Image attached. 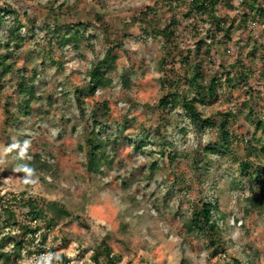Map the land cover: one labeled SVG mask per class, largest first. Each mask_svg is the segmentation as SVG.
<instances>
[{
	"label": "rangeland",
	"instance_id": "374dc122",
	"mask_svg": "<svg viewBox=\"0 0 264 264\" xmlns=\"http://www.w3.org/2000/svg\"><path fill=\"white\" fill-rule=\"evenodd\" d=\"M154 2L0 0V6L12 11L0 31V56L8 55L13 64L12 72L0 82V206L9 200L18 223L25 222L27 208L12 200L13 194L25 193L63 203L72 213L51 228L44 226L45 238L41 232L35 240L26 237L15 264H44L52 252L64 254L65 264H93L94 247L106 234L111 235L114 251L121 254L116 264H181L182 259L186 264H227L235 257L248 264H264V185L239 170L246 139L257 142L241 106L247 88L225 86L213 102L198 105L205 115L229 108L239 113L230 123L239 140L232 141L222 154L204 151L218 141L217 127H196L180 108L166 112L170 119L164 120L158 107L165 93L159 77L170 65L159 70L160 59H177L181 50L189 48L196 51L201 37L183 21L177 32L178 47L165 46L156 32L170 12L160 9L151 14L145 25L148 31L137 21L140 11ZM240 2L232 0L234 7L220 5L221 15L231 20L242 13ZM14 17L24 25L21 31L26 36L17 50L6 47ZM79 22L84 23L80 43L60 46L54 31L64 34L69 25ZM255 40L264 45V23L250 20L246 27L237 28L216 59L233 63L240 50L246 53ZM110 46L118 54L117 68L111 73L114 84L90 95L89 69ZM35 73L37 96L27 114L18 80ZM204 73H213L211 67H205ZM123 74L130 78L129 88L122 81ZM250 83L262 90L258 109L264 112V76L258 71ZM105 102L108 110L101 109ZM94 119L106 124L101 138L110 160L92 170L86 139ZM181 128L186 132H180ZM142 137H148L147 146L136 148ZM160 149L165 150L162 156ZM36 153L50 163L49 172L22 174L14 162L18 154L27 160ZM170 153L177 158L172 160ZM155 161L158 168L152 169ZM201 198L215 199L223 217L216 253L206 233L187 232L191 207ZM123 223L127 230L121 233ZM15 235L24 239L22 232L15 231Z\"/></svg>",
	"mask_w": 264,
	"mask_h": 264
},
{
	"label": "trees",
	"instance_id": "16d2710c",
	"mask_svg": "<svg viewBox=\"0 0 264 264\" xmlns=\"http://www.w3.org/2000/svg\"><path fill=\"white\" fill-rule=\"evenodd\" d=\"M240 1L244 6L242 13L229 20L221 15L219 6L228 4L230 7H234L231 3L232 0H155L154 5L146 6L140 11L137 21L143 25L144 30H147L150 27H145V25L149 22L151 14H156L160 9H164L172 15L160 26L156 35L161 38L165 46L178 47L179 37L177 32L183 21L187 22L186 24L188 28H191V32L201 37L197 41L196 51L189 48L181 50L177 59L168 61L166 56L160 59L159 70L167 64L170 67L163 76L159 77L161 88L165 90V93L159 99L158 107L164 113V120L170 119L166 112L170 113L172 110L180 108L182 113L196 127L200 129L217 127L218 141L204 149L206 155L222 154L229 149L232 141L239 140L230 126L231 122L238 119L239 113L236 109L229 108L224 112L205 115L198 105H207V103L213 102L225 86L229 90L246 86V97L241 106L245 118L254 127L253 140L257 142L246 139V155L244 159L239 161V170L243 175H249L256 184L264 185V164L260 163L264 159V112L261 111V113L258 109L259 101L262 98V90L255 88L250 83L256 72L259 71L261 76H264V45L258 44L255 40L252 44L250 43L251 47L246 53L240 50L233 63H228L227 58L223 57L219 60L216 59V55L218 56L221 51H225V46L228 47L233 40V34L237 31V28L240 30L242 27H246L250 20L253 23L257 21L264 23V0ZM182 10L185 12L181 13ZM11 13L9 7L0 6V31L7 23V16ZM13 20L8 29L9 38L6 47L17 50L24 44L26 36L21 31L24 25L16 17ZM200 23H208L209 26L203 28ZM83 31L84 23L79 22L69 25L64 34L57 29L53 35L62 47L77 46L84 37ZM203 33H205V37H202ZM207 38L211 41L209 42ZM175 47L173 48L175 49ZM221 47L224 49L222 50ZM114 48V46H110L104 57L89 69L88 94L92 95L101 88L113 86L114 80L111 73L116 70L118 59V54ZM247 57L251 58L250 63L245 62ZM216 64H218V69L214 70ZM205 67H211L213 73L207 76L204 73ZM12 68L13 64L9 62V56H0V82L8 73L12 72ZM36 76L37 73L31 77L21 75L18 80V89L26 96L24 108L27 114L30 112L31 103L37 96L35 92ZM122 81L126 87H130L131 81L127 74L122 75ZM108 108L107 102L102 104V110H108ZM92 124L93 126L86 139V145L90 168L93 170L104 162L109 163L110 157L106 150V141L101 138L102 132L106 130V124L98 119H94ZM180 132L185 133L186 128H181ZM148 142V137L139 138L136 141V148H144ZM163 144H169V142L164 141ZM158 153L162 156L165 154V150L160 149ZM170 155H172V160L177 158L176 153H170ZM18 156L14 162L19 164L20 171L24 175H33L37 170L48 173L51 169L50 163L43 159L39 153L33 154L32 159L27 160L22 154H18ZM255 158L259 160L258 163L253 160ZM157 165V161L153 162L152 169H157ZM41 179L47 182L44 175H41ZM12 200L27 208L26 221L18 223L16 211L9 200L6 204L0 206V264L17 263L21 250L25 245L26 237L35 240L44 226L51 228L59 220L72 216L71 211L65 204L55 200L46 201L44 198L27 196L25 193L21 195L13 194ZM0 201H2L1 198ZM221 219L223 217L219 216V206L215 199H198L191 207L186 224L187 232L194 234L206 233L210 237V244L214 246L213 253H216L221 245ZM47 220L49 223H47ZM16 226L18 227L15 230ZM6 229L8 232H5ZM121 230L123 231L121 233L127 230L126 224L123 223ZM15 231L22 232L24 239L18 240ZM40 236L46 237V235H42V232ZM110 240L111 235L106 234L94 247L93 264H116L118 262L121 254L114 251ZM41 244L40 246H43L42 239ZM40 251L47 252L46 249H40ZM53 253L43 261L44 264L48 262L65 264L67 262L64 254ZM181 264H186V260L182 259ZM227 264L248 263H244L235 257L231 259V263Z\"/></svg>",
	"mask_w": 264,
	"mask_h": 264
}]
</instances>
